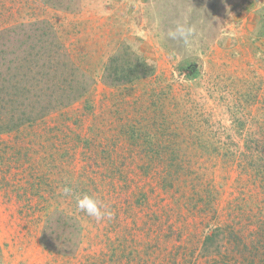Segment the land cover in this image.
Listing matches in <instances>:
<instances>
[{
    "label": "rangeland",
    "instance_id": "rangeland-1",
    "mask_svg": "<svg viewBox=\"0 0 264 264\" xmlns=\"http://www.w3.org/2000/svg\"><path fill=\"white\" fill-rule=\"evenodd\" d=\"M263 6L0 0L1 83L89 89L0 134V264H264Z\"/></svg>",
    "mask_w": 264,
    "mask_h": 264
},
{
    "label": "trees",
    "instance_id": "trees-1",
    "mask_svg": "<svg viewBox=\"0 0 264 264\" xmlns=\"http://www.w3.org/2000/svg\"><path fill=\"white\" fill-rule=\"evenodd\" d=\"M262 19L258 30V35L264 38V6L261 9ZM6 51H2V61L6 59ZM127 58L116 55L110 61L105 68V76L107 75L113 86H130L135 82L145 79L154 73V69H150L146 63V60L137 59L135 62H128ZM33 64V63H32ZM9 66V61L7 62ZM187 67L194 68L193 64L186 65ZM28 67H19V72H23ZM37 66L34 62L33 66L28 70L30 73L36 71ZM194 70V69H193ZM9 71V70H8ZM9 74V73H8ZM6 74L3 79V84L0 79V134L11 133L19 130L21 127L32 124L33 121L37 120L36 117H46L48 113L60 108L71 105L74 101L83 98L87 93V88H74V87H63L53 84H42L39 82H31V86L20 87L10 86L9 77ZM21 75H19L20 77ZM28 76V75H26ZM37 76V75H36ZM35 77V76H34ZM1 78V75H0ZM35 105V107H34ZM46 227L44 232V245L49 249H53V230ZM211 237H208L205 241L207 245ZM46 241L50 243L47 244ZM258 258H261L257 254ZM256 257V258H257ZM254 260H256L254 258ZM257 264H262L260 261H256ZM218 264V263H209ZM220 264H249L244 260L232 261L225 260Z\"/></svg>",
    "mask_w": 264,
    "mask_h": 264
}]
</instances>
